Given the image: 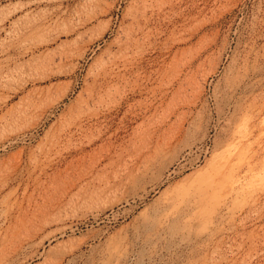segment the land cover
I'll return each mask as SVG.
<instances>
[{
  "label": "rangeland",
  "instance_id": "obj_1",
  "mask_svg": "<svg viewBox=\"0 0 264 264\" xmlns=\"http://www.w3.org/2000/svg\"><path fill=\"white\" fill-rule=\"evenodd\" d=\"M44 258L264 264V0H0V264Z\"/></svg>",
  "mask_w": 264,
  "mask_h": 264
},
{
  "label": "bare ground",
  "instance_id": "obj_2",
  "mask_svg": "<svg viewBox=\"0 0 264 264\" xmlns=\"http://www.w3.org/2000/svg\"><path fill=\"white\" fill-rule=\"evenodd\" d=\"M216 187H217V185H216ZM3 205H5V207L1 205L2 206L1 210H2L4 215L9 214L10 212H14L15 210H16V212L21 213V210H22L21 203H18L16 201V199L13 200V202L11 201L10 204H5L4 203ZM18 222H20L19 218H18ZM45 225L47 226V223ZM44 228L45 227H40L39 229L36 228L37 229L36 230V229H34L32 227V224L30 225V221L27 224H25L23 222L22 228L20 229V233H19L20 236H19L18 244L12 246V248H11L12 251L22 250L25 247V242H27L30 239L36 238V236H38L40 233H42L44 231ZM18 230H19V228H18ZM17 233H18V231H17ZM48 240L49 241L52 240V237H49ZM35 251L38 252V247H34L33 250H32V253L35 252ZM37 255H38V257H41V254H39V253ZM61 260L60 261H58V260L57 261H53V260H48L47 258H44V264H61Z\"/></svg>",
  "mask_w": 264,
  "mask_h": 264
}]
</instances>
